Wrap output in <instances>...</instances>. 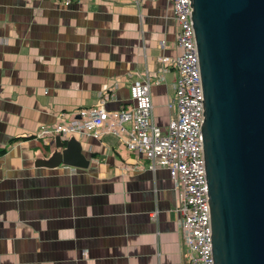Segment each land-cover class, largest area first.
I'll return each instance as SVG.
<instances>
[{
  "label": "crops",
  "instance_id": "obj_1",
  "mask_svg": "<svg viewBox=\"0 0 264 264\" xmlns=\"http://www.w3.org/2000/svg\"><path fill=\"white\" fill-rule=\"evenodd\" d=\"M176 32L168 0H0V264H187L167 170L114 135L62 139L88 165L48 167L53 138L37 137L106 93L122 109L146 75L166 128L177 73L158 59L177 54Z\"/></svg>",
  "mask_w": 264,
  "mask_h": 264
},
{
  "label": "water",
  "instance_id": "obj_2",
  "mask_svg": "<svg viewBox=\"0 0 264 264\" xmlns=\"http://www.w3.org/2000/svg\"><path fill=\"white\" fill-rule=\"evenodd\" d=\"M187 9L204 101L212 262L264 264V0H187ZM52 142V159L39 163L88 165L74 139L64 152L60 135Z\"/></svg>",
  "mask_w": 264,
  "mask_h": 264
},
{
  "label": "built area",
  "instance_id": "obj_3",
  "mask_svg": "<svg viewBox=\"0 0 264 264\" xmlns=\"http://www.w3.org/2000/svg\"><path fill=\"white\" fill-rule=\"evenodd\" d=\"M177 25V54L159 57V73L175 70V108L166 128L154 122L152 77L146 75L130 87L131 103L119 110L106 108L109 94L97 104L81 107L74 114H60L51 125L42 126L37 137L76 135L101 139L114 135L131 151L144 155L149 168L169 172L178 193L177 210L185 244L187 264H213L207 213V188L202 137L204 101L196 46L187 0H168ZM70 1H67L68 5ZM160 48L166 50L162 40ZM160 80V79H159Z\"/></svg>",
  "mask_w": 264,
  "mask_h": 264
},
{
  "label": "trees",
  "instance_id": "obj_4",
  "mask_svg": "<svg viewBox=\"0 0 264 264\" xmlns=\"http://www.w3.org/2000/svg\"><path fill=\"white\" fill-rule=\"evenodd\" d=\"M31 138H34V137H31ZM3 152H1L0 154H2Z\"/></svg>",
  "mask_w": 264,
  "mask_h": 264
}]
</instances>
